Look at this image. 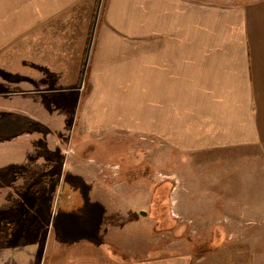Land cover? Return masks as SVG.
Wrapping results in <instances>:
<instances>
[{"label": "rangeland", "instance_id": "1", "mask_svg": "<svg viewBox=\"0 0 264 264\" xmlns=\"http://www.w3.org/2000/svg\"><path fill=\"white\" fill-rule=\"evenodd\" d=\"M103 1L77 6L79 23ZM80 91L42 95L35 115L0 108V249L34 245V264H264V151L86 133Z\"/></svg>", "mask_w": 264, "mask_h": 264}, {"label": "crops", "instance_id": "2", "mask_svg": "<svg viewBox=\"0 0 264 264\" xmlns=\"http://www.w3.org/2000/svg\"><path fill=\"white\" fill-rule=\"evenodd\" d=\"M83 1L0 0L4 112L35 115L42 95L82 89L86 133H144L190 154L264 151V0H104L79 23ZM35 250L1 248L0 264H34Z\"/></svg>", "mask_w": 264, "mask_h": 264}, {"label": "flooded vegetation", "instance_id": "3", "mask_svg": "<svg viewBox=\"0 0 264 264\" xmlns=\"http://www.w3.org/2000/svg\"><path fill=\"white\" fill-rule=\"evenodd\" d=\"M61 198H62V197H60V198H59V199H60V201L62 200Z\"/></svg>", "mask_w": 264, "mask_h": 264}, {"label": "water", "instance_id": "4", "mask_svg": "<svg viewBox=\"0 0 264 264\" xmlns=\"http://www.w3.org/2000/svg\"><path fill=\"white\" fill-rule=\"evenodd\" d=\"M58 203H60V202H58Z\"/></svg>", "mask_w": 264, "mask_h": 264}]
</instances>
